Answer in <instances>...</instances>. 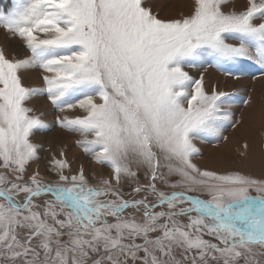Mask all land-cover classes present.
I'll list each match as a JSON object with an SVG mask.
<instances>
[{
  "label": "snow or ice",
  "instance_id": "1",
  "mask_svg": "<svg viewBox=\"0 0 264 264\" xmlns=\"http://www.w3.org/2000/svg\"><path fill=\"white\" fill-rule=\"evenodd\" d=\"M0 30V264H264V100L205 78H264V0H10ZM228 131L259 175L209 166Z\"/></svg>",
  "mask_w": 264,
  "mask_h": 264
},
{
  "label": "rangeland",
  "instance_id": "2",
  "mask_svg": "<svg viewBox=\"0 0 264 264\" xmlns=\"http://www.w3.org/2000/svg\"><path fill=\"white\" fill-rule=\"evenodd\" d=\"M176 3H183L184 0H175ZM10 3V0H0V7H4ZM0 46L6 48L7 51L16 52L19 55H23V49L20 45V42L17 40L6 39V34L3 30H0ZM241 67L243 69L242 74H240L239 79H234L232 77H225L220 72L216 71L214 68H208L205 72V78L209 85L219 82L221 87H224L225 90L229 92L236 93L235 100V111L237 116L241 112L245 114L246 109L243 107V100L247 99L248 96H251L255 101L254 108L259 109L260 102L264 100V78H261L260 73L255 71L254 67L249 66V62H242ZM191 74L194 76L199 75V71L203 69H189ZM255 75L256 79L252 78V75ZM26 84L29 85H38L41 81L38 78V74L32 72L28 74L25 80ZM33 103L37 106L38 109H42L46 112L44 119L46 121H52L55 118L57 113L49 110L47 102L43 98H38ZM78 112V110H76ZM60 132L62 134H60ZM230 137V140L227 144H221L219 150L214 148L211 144H199L202 150L205 153L206 157H214L210 162L200 161L198 163L208 162L209 166L212 167H224V168H236L241 171L251 172L255 175L260 174L261 164H260V155H261V145L257 138L250 137L251 143V153L249 160H242L235 153V142L233 137L236 135L232 131L225 133ZM35 142L40 143L44 149L41 152L42 156L48 154V149L58 148L61 145H67L69 148L68 158L70 160H75L76 165L84 163L86 166L95 167L90 165V161L83 155V153L75 148L74 146V137L69 136L67 133L62 132L58 128H54L51 131H38L35 135Z\"/></svg>",
  "mask_w": 264,
  "mask_h": 264
},
{
  "label": "bare ground",
  "instance_id": "3",
  "mask_svg": "<svg viewBox=\"0 0 264 264\" xmlns=\"http://www.w3.org/2000/svg\"><path fill=\"white\" fill-rule=\"evenodd\" d=\"M248 112H249V110H246V111H245V115H246V116H247ZM60 134H62V133L60 132Z\"/></svg>",
  "mask_w": 264,
  "mask_h": 264
}]
</instances>
